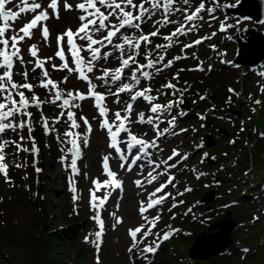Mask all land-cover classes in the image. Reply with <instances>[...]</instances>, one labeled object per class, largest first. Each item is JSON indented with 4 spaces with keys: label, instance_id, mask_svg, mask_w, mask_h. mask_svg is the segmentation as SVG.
Instances as JSON below:
<instances>
[{
    "label": "rangeland",
    "instance_id": "374dc122",
    "mask_svg": "<svg viewBox=\"0 0 264 264\" xmlns=\"http://www.w3.org/2000/svg\"><path fill=\"white\" fill-rule=\"evenodd\" d=\"M215 1L234 4L237 0ZM78 2L80 0H68L73 6ZM198 2L190 0V8ZM16 3L19 0H14V4L8 7L17 10ZM180 6L177 4V7ZM205 6V11L200 14L202 19L192 22L196 25L193 31L174 38L165 63L178 55L184 58L174 60L172 67L164 69L153 79H142L135 89L139 91L150 87L152 91L149 94L158 97L155 102L162 105L173 102L170 111L160 114V130L168 129L164 135H156L155 121L153 125L135 122L141 112H144L145 118L155 115L147 110V102L143 98L131 101L130 93H121L119 97L108 95L106 103L111 113L120 110L123 115L126 103L133 104L130 128L138 138L155 141L156 146L148 150L152 153V164L147 165L149 157L145 156L131 171L127 170V163L137 151L133 149L128 154L126 146L121 145L129 160L120 161L119 155L108 146L107 131L99 127V114L92 99L77 101L81 107L70 109L76 113L78 123L82 124L79 116H84L92 126L91 133H87L83 126L74 130L88 135L89 139L87 146L83 145L82 139L80 141L81 157L77 160L78 174L75 176L69 167L70 157L62 160L66 156L64 150L70 146L64 136L70 122L66 115L59 116L63 109L50 103L42 104L40 109L30 108L29 111L33 112L32 140L27 139L29 133L26 129L9 130L4 135V139L21 143L22 148L30 149L35 142L38 152L17 151L14 144L6 149L5 162L9 165V175L7 180L0 176V264H96L97 256L100 264H264V182L249 188L246 187L249 183L244 182L246 178L251 181L250 177H254V183L264 172V91H261L264 76L260 75L264 72V64L249 69L247 65L232 63L230 60L236 53V44L228 35L234 33L237 27L242 28L252 22L237 20L228 27L231 20L221 6L211 7L206 3ZM207 8L214 11L208 13ZM79 15L75 8L65 11L61 6L60 18H50L45 22L50 33L47 42L41 30L34 29L33 39L21 45L25 64H18L14 71H28L29 82H33L31 69L34 65L29 61L52 57L45 65L49 77L65 92L85 93L86 82L80 81L75 74L52 68L53 64L61 63L54 56L57 35L69 28L75 31L80 23ZM180 16L177 13L174 18L177 20ZM30 19L31 14H22L14 27L18 29ZM180 23L187 22L182 19ZM221 23L226 25L225 31L219 30ZM176 26L179 23L167 25L160 31L162 35H168ZM142 27L145 34L154 30L150 24ZM258 27L264 30V22ZM131 32L129 30V34ZM212 33L216 34L213 36ZM162 35L151 38L153 43H167ZM196 39H201L202 43L194 44ZM31 43L37 45V58H32L27 52ZM183 44H193V47L185 49ZM108 50L112 51L111 47ZM146 50L150 49L147 46L141 49L142 52ZM111 61L115 65V59ZM144 62L140 59V63ZM198 66L204 71L195 70ZM66 75L67 82L61 83ZM14 79L23 82L20 75H15ZM169 82L176 86L175 89L162 87ZM93 83L101 84L94 77ZM35 84V93L41 100L51 98L49 90L41 88L39 81ZM229 88L234 89L236 94L229 92ZM112 90L115 91V87ZM97 91L106 92V89L98 87ZM26 95L30 97L27 91ZM181 97L184 98V105L179 104ZM117 99L119 103L115 102ZM257 100L261 103L256 104ZM191 109L194 113L188 114ZM172 117H175V125L168 124ZM57 118L59 122H56ZM44 119L49 124L47 134ZM109 119H112L111 114ZM21 136L25 137L23 141L19 140ZM208 136L212 138L210 145L205 140V137L209 139ZM173 150L179 155L168 160ZM105 156L109 157L110 168L117 172V178L123 183L122 189H101L96 193L101 197L104 192L112 191L108 201L100 208L104 228L100 251L97 252L92 241L100 229L90 218L94 211L89 205V189L93 179H106L103 175ZM208 157H212L214 162ZM166 160L168 164H176V167L166 170L165 165L160 164ZM121 163L125 164L124 168L120 167ZM17 164L21 167H16ZM155 164H160V167L155 168ZM229 164L235 168L232 170L227 166ZM37 167L41 170L39 173L35 171ZM149 169H153L157 179L152 184H147L145 179L141 181L143 187H138L135 181L141 180V174ZM169 175L174 177L172 184L164 189V193H157V197L167 194V199L145 213L150 219L159 214L156 228L129 253V229L145 223L138 213L141 200L146 202L148 194L160 184L167 183ZM70 181L74 184L70 185ZM71 187H75V193L70 190ZM244 190L250 193V197L243 203L237 202V199L242 200L240 193ZM208 191H212V198L206 201L204 197ZM74 195L77 197L75 202ZM226 210L236 221L230 233L231 243L207 258H190L187 249L196 232L202 229L207 232L209 224L222 217ZM116 217L121 218L122 223L116 224ZM164 233L170 234L167 240L162 239ZM85 237L89 238L87 242ZM145 246H153L157 250L141 255Z\"/></svg>",
    "mask_w": 264,
    "mask_h": 264
},
{
    "label": "snow or ice",
    "instance_id": "6c2138e0",
    "mask_svg": "<svg viewBox=\"0 0 264 264\" xmlns=\"http://www.w3.org/2000/svg\"><path fill=\"white\" fill-rule=\"evenodd\" d=\"M13 4L14 0H0V176L7 180L9 175V165L5 161L6 149L10 145L14 144L17 151H31L33 154L38 152L35 142L31 144L30 149L22 148L21 143L4 139L3 137L9 130L16 132L18 129H26L29 133L27 139L32 140L31 133L33 128L31 127V120L33 112L29 111V109H40L44 103H50L63 109L64 111H61L59 116L66 115L67 121L70 122L68 125L69 130L64 132V136L67 138L66 143L70 146L64 150L66 156L62 157V160L70 157L71 163L69 167L72 175H77V160L81 157L80 141L82 139L83 145L87 146L89 139L88 135L74 130L83 126L86 127L87 133H91L92 126L84 116H79L78 119L82 121V124L78 123L76 113L70 109L80 108L81 105L76 102L87 99L94 101V107L99 114V127L107 131L110 140L108 146L119 155L120 161L127 162L129 160V155L125 154L121 145L126 146L128 154H131L134 148L137 149V154L131 156V162L127 163V170H132L137 161L141 159V154L149 157L148 163L152 164V153L148 150L156 146L155 141L148 142L138 138L130 128L133 123L131 119L134 111L133 104L126 103L123 109L124 114L122 115L120 110L111 113L106 101L109 94L119 97L121 93H130L131 101L143 98L147 102V110L155 115H149L145 118L144 112H141L135 122L153 125L155 121L157 136H162L168 131L167 128L163 129V131L159 128V123L161 122L160 114L170 111L173 102L169 101L166 105L155 102L158 97L149 94L152 91L150 87L139 91L135 89L141 84L142 79L151 80L154 76L161 74L164 69L172 67L174 60L184 58L178 55L174 57V60H167L165 63L168 49L173 46L174 38L193 31L196 25L192 22L202 19L200 14L206 9L203 0H199L198 5L192 8H190V0H80L75 6L68 3V0H41V2H37V0H19V3L14 5L17 10L8 7ZM177 4L181 6L177 7ZM61 6L65 11H72L74 8L78 10L80 23L75 31L69 28L57 35V50L54 56L61 63L59 65L53 64L52 68L75 74L80 81L86 82L85 93L63 91L58 83L49 77V71L45 68L46 63L52 57H48L46 60L37 58L38 48L35 43H31L27 49L32 58H37L34 61H29V63L34 65L31 69L33 82H29L30 75L28 71L24 69L14 71L18 64H25L21 55V45L33 39L34 29L41 30L43 39L47 42L50 33L45 22L49 21L50 18L59 19ZM213 11L212 8H207L208 13ZM177 13H180L183 16V20L187 23H179V26L174 27L170 34L162 35L161 28L178 23L174 18ZM22 14H31V19L16 29L14 24L21 19ZM157 16L160 18L156 19ZM144 24L152 25L154 30L145 34L142 27ZM228 27H231V25H228ZM129 30H132L131 34H129ZM219 30L225 31L226 25L221 23ZM215 34L212 33L213 36ZM161 35L162 39L167 43H153L151 38ZM201 43V39L194 41L196 45ZM144 46H147L150 50L142 52L141 49ZM109 47H111L112 51L108 50ZM192 47L193 44H183L185 49ZM212 47L214 48L215 46ZM154 54L155 59L153 58ZM113 58L115 59V65L111 63ZM140 59L145 62L140 63ZM195 70L204 71L199 66ZM208 70L211 71V66H209ZM180 71H183V69ZM15 75H20L23 82L15 80ZM260 75L264 76V72H261ZM93 77L101 84L93 83ZM67 80L68 76L66 75L61 83H66ZM35 81H39L41 88L49 90L50 99L41 100L36 95L34 90ZM98 87H104L106 92L97 91ZM113 87H115V91L112 90ZM162 87L175 89L176 86L169 82ZM25 90L30 94V97L26 95ZM228 91L236 94L232 88H229ZM261 91H264V86H261ZM115 102L119 103V99ZM255 103L260 104L261 102L257 100ZM110 114L112 116L111 120L109 119ZM18 117L22 119L17 120ZM200 118L203 119L204 117ZM56 122H59V118H57ZM168 124L175 125V117L169 119ZM43 126L47 134L49 132V124L46 119L43 120ZM122 134L126 135L122 136ZM24 139L25 137L23 136L19 137L20 141ZM61 142L65 143V141ZM178 155L179 153L173 150L168 160H172L173 157ZM160 164H164L166 170L176 167V164H168L167 160L161 161ZM160 164H155V168H159ZM15 166L21 167L19 164ZM120 167L124 168L125 164L121 163ZM35 171L39 173L41 170L37 167ZM103 175L106 179L103 181L93 179L92 188L89 189V205L90 209L94 211V215L90 218L95 221L100 229L96 231V239L92 241L96 246L97 252L100 251V241L104 228L100 208L108 201L112 191L122 189L123 183L117 178V172L110 168L108 156L103 158ZM156 179L157 176L153 175V172L147 173V184H152ZM173 180L174 177L169 175L167 183L160 184L154 191L149 193L146 202L141 200L138 206V213L145 223L134 229H129V236L131 237V245L128 248L129 253H132L141 240L146 239L152 234L153 229L156 228L160 219L159 214L150 219L145 213L167 199V194L157 197V193H164V189L169 184H172ZM135 183L138 187H143L141 180L137 179ZM71 184H74V181H70ZM101 189H110L112 191H106L103 196L98 197L96 193L100 192ZM70 190L73 193L76 191L75 187H71ZM76 200L77 197L74 195L73 201L75 202ZM112 215H115V213ZM120 223H122L121 218L116 217V224ZM169 235V233H164L162 239L167 240ZM88 239V237H85L86 242ZM156 250V247L145 246L141 255L143 253H155ZM96 264H100L99 256L96 257Z\"/></svg>",
    "mask_w": 264,
    "mask_h": 264
},
{
    "label": "water",
    "instance_id": "95a60500",
    "mask_svg": "<svg viewBox=\"0 0 264 264\" xmlns=\"http://www.w3.org/2000/svg\"><path fill=\"white\" fill-rule=\"evenodd\" d=\"M212 7L219 5L228 14L231 20L229 25L235 24L239 17L240 20L252 21L250 25L242 28L237 27L234 33H229L228 37L236 43V53L231 62L236 65H247L250 69L264 63V36L263 30L258 27L259 23L264 22V0H237L234 4L217 3L215 0H204ZM179 104L184 105V98L181 97ZM205 137L208 145L211 144V136ZM205 200L212 198V191H208ZM236 226V221L226 210L222 217L215 219L208 226V231L204 229L196 232L192 238L187 253L190 258H207L216 254L232 241L230 236L231 229ZM206 264H212L207 262Z\"/></svg>",
    "mask_w": 264,
    "mask_h": 264
},
{
    "label": "trees",
    "instance_id": "16d2710c",
    "mask_svg": "<svg viewBox=\"0 0 264 264\" xmlns=\"http://www.w3.org/2000/svg\"><path fill=\"white\" fill-rule=\"evenodd\" d=\"M219 81V80H218ZM220 84H221V82H220ZM204 105H202L201 107H203ZM220 106V105H219ZM192 113H194V111L191 109L189 112H188V114H192ZM187 113L185 112L183 115L185 116ZM194 131L195 130H192L191 132H192V134H195L194 133ZM195 148L194 149H196V146H194ZM208 158H210V160H211V162H214V160H213V158L212 157H208ZM238 161L239 162H241V160L240 159H238ZM236 164V163H235ZM238 165V164H237ZM236 165V166H237ZM227 166H229L232 170L235 168L234 167V165H231V164H229V165H227ZM243 165H241V167H242ZM238 167V166H237ZM244 170H246V169H244ZM247 179V180H246ZM245 180H244V182L246 183H249L248 184V186H246V187H250V186H255V187H258V186H260V185H262V183L264 182V172H263V174L262 175H260V177H258V178H256L255 180H256V182L254 181V183L252 182V179H254V177H250V179H251V181H248V179L249 178H246ZM248 188L246 189V188H244L246 191H249L248 190ZM245 190L243 191V192H241L240 193V198H242V200H240V199H237V202L238 201H240V203L242 202H245V200H248V198L250 197V193L248 194V192H245ZM235 204H236V202H234ZM69 232V234H70V231H68ZM213 259V258H212Z\"/></svg>",
    "mask_w": 264,
    "mask_h": 264
},
{
    "label": "bare ground",
    "instance_id": "6f19581e",
    "mask_svg": "<svg viewBox=\"0 0 264 264\" xmlns=\"http://www.w3.org/2000/svg\"><path fill=\"white\" fill-rule=\"evenodd\" d=\"M182 19H183V16H180V19H177V22L180 23ZM111 63H112V61H111ZM134 149H136V148H134ZM136 150H137V149H136ZM141 158H142V159H145V156H144L143 154H141ZM147 165H148V162H147ZM142 171H143V170H142ZM150 171L153 172V174H154L153 169L145 170L144 173L141 174V181H142V182H144L145 179H147V173L150 172ZM150 193H151V192H150Z\"/></svg>",
    "mask_w": 264,
    "mask_h": 264
}]
</instances>
